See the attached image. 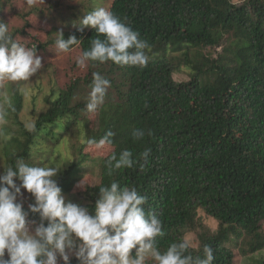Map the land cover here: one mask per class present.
<instances>
[{"label":"trees","instance_id":"obj_1","mask_svg":"<svg viewBox=\"0 0 264 264\" xmlns=\"http://www.w3.org/2000/svg\"><path fill=\"white\" fill-rule=\"evenodd\" d=\"M11 1L0 0V15ZM93 10L84 5L63 28L45 30L48 41L27 32L31 24L24 14L41 11L22 13L23 28L9 32L16 40H29L27 46L36 44L38 52L55 45L62 30L65 39H80L73 48L82 55L97 34L90 27L77 31L73 24ZM108 10L147 42V64L89 62L81 75L77 63L70 74L48 66L46 109L32 128L20 120L21 82L10 83L8 100L0 86V173L18 158L35 166L57 160V149L72 128L78 129L83 139L72 147L75 157L65 159L56 180L64 196L84 194L88 202L82 206L94 212L100 187L112 182L135 187L147 197L145 211L162 222L165 235L156 240L161 251L191 235L196 245L186 254L193 258L202 257L208 246L213 264L243 259L264 264V0H112ZM213 49H219L215 56ZM93 72L110 80L111 87L104 103L87 113ZM176 72H186L189 79L175 81ZM134 129L144 130L143 138L134 139ZM108 132L114 134L105 144L109 155L86 152L97 146L89 140L99 142ZM149 148L145 163L140 153ZM123 150L135 163L110 171V158L118 159ZM87 168L98 173H91L84 188L77 187L85 182ZM18 199L25 209L33 202L26 192ZM204 216L217 222L215 231ZM28 219L39 222L31 213ZM72 264L78 261L73 258Z\"/></svg>","mask_w":264,"mask_h":264},{"label":"clouds","instance_id":"obj_2","mask_svg":"<svg viewBox=\"0 0 264 264\" xmlns=\"http://www.w3.org/2000/svg\"><path fill=\"white\" fill-rule=\"evenodd\" d=\"M73 26L80 32L90 27L97 34L89 50L76 60L81 68L89 62L139 67L148 62L147 42L104 7L87 13ZM54 43L58 52L68 53L79 45L80 39L75 35L65 39L61 30L56 33ZM42 69L43 58L37 54V45L18 42L8 25L0 22V85L27 82L42 74ZM92 77L87 113H94L104 103L111 87V81L99 72H93ZM113 135L108 132L99 142H88L101 147L110 144ZM144 135L142 129L132 132L134 139ZM150 154L151 149H145L140 158L146 163ZM65 161L35 166L18 158L14 166L8 165L0 173V264H72L73 258L78 264H213V251L208 246L203 248L202 257L186 254L190 247L188 239L173 242L161 251L156 240L165 235L162 222L145 211L147 197L135 187H122L117 182L100 187L94 212L66 202L62 189L53 179ZM53 163L55 167H50ZM134 163L132 153L123 150L118 159L115 155L110 158V171L131 168ZM86 185L82 180L77 187ZM25 192L33 200L27 209L18 199ZM29 213L37 215L39 222L30 221Z\"/></svg>","mask_w":264,"mask_h":264},{"label":"rangeland","instance_id":"obj_3","mask_svg":"<svg viewBox=\"0 0 264 264\" xmlns=\"http://www.w3.org/2000/svg\"><path fill=\"white\" fill-rule=\"evenodd\" d=\"M112 0H12L8 5L5 6V9L2 11L0 18L8 25L9 31L12 29H21L23 28L24 20L21 16L22 13H28L32 10H36L37 12H42L41 14H34L28 17L26 14L24 16L29 20L31 24V28L27 29V32L32 36H37L42 41H48L49 38L45 34V30H50L51 28H63L64 25L69 23V16L73 15V12H77L84 5L90 4L93 9L96 7H104L109 9L110 2ZM243 0H231L234 4H241ZM53 4H58L59 8L55 9L51 7ZM66 21L63 22L60 18L64 17ZM17 40L23 44H28L29 40L26 38L18 37ZM213 55L219 51V49L211 50ZM204 52H207L204 50ZM43 58L44 69H42V74H38L36 77L31 78L27 82H21V91L24 92V107L22 113L20 115V120L24 123L26 127L32 124L36 115L46 109L45 104L43 103V97L45 93L48 91L47 78L49 77L48 66L53 65L58 68L65 69V72L70 74L69 67L76 63V60L80 54V48H73L68 53H60L56 50L55 45H48L44 47V49L39 50L37 52ZM85 69L80 68L78 70V74H84ZM173 79L177 82L187 81L189 79V75L186 72H176L173 74ZM4 85V99L8 100L10 96V83L3 84ZM2 86V85H0ZM4 99L0 101V104L4 103ZM65 139V141L61 144L59 149L56 151L57 160L55 161H64L65 159L71 160L75 157L72 151V147L78 146L83 139L80 135V131L75 128ZM112 150L107 146L101 147H88L86 148V152L91 154L92 156H107L110 154ZM1 158V157H0ZM50 167H55V163L50 164ZM65 166V164H64ZM66 168V167H65ZM63 169V165L58 170L57 174L53 177L56 181L58 176L60 175V171ZM64 170V169H63ZM94 171V172H93ZM91 173H98L97 169L87 168L85 174V182L86 184L89 182V178H91ZM66 202H73L79 205H86L87 198L82 193H72L69 196H65ZM204 221L206 225L212 230L215 231L217 228V222L211 218L204 216ZM186 239L190 241V246L195 247L196 244L193 242V237L191 235L186 236ZM6 258V257H5ZM247 259H243L241 264H246Z\"/></svg>","mask_w":264,"mask_h":264}]
</instances>
